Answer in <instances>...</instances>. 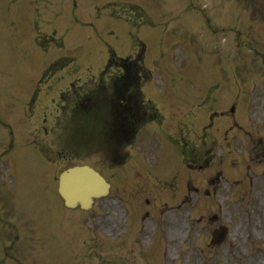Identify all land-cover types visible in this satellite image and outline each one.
I'll return each mask as SVG.
<instances>
[{
  "label": "rangeland",
  "instance_id": "374dc122",
  "mask_svg": "<svg viewBox=\"0 0 264 264\" xmlns=\"http://www.w3.org/2000/svg\"><path fill=\"white\" fill-rule=\"evenodd\" d=\"M97 1L103 0H50V10L71 17L70 10L78 6L76 15L88 18L91 3ZM115 1L107 4L108 11L119 14L120 21L136 15L129 10L131 5L138 1L149 2L151 8L150 2H153ZM222 1L223 7L236 8L238 12L230 9L227 20L237 23L239 15L245 14L246 26L242 28L244 23L230 24L236 29L228 30L226 35L216 34L214 41L206 40L210 42L208 53L219 48L217 53L226 54L227 58L229 49L234 51L238 46L239 26L243 30L241 40L262 49L264 0H198L203 7L208 3L216 6ZM16 2L27 5L25 0ZM177 2L184 3L183 23L188 22L192 31L196 28L205 31L204 15L194 14L187 0ZM82 7L89 9L84 11ZM164 7L167 11L164 17L168 19L175 12ZM256 9H260L262 15ZM107 14L104 10L99 27L107 24L103 20ZM47 17L44 9L41 18L47 21ZM64 17L52 19V24L63 29L53 36L45 26L29 35L25 24L20 27L18 23L0 22V119L3 121L0 126V168L3 172L0 216L14 227L0 221V264H18L11 260L13 256L22 264H264V96L260 97V89H256L254 100L246 103L247 96L236 94L237 87L231 85L234 76L232 78L230 73L237 70L240 74V65L236 67L229 62L228 71L223 73L207 69L192 59L181 70L183 82L179 77L175 80L176 75L172 76V82L179 81L176 85L188 86V89H179L176 94L163 93L161 97L174 104L181 103L178 110L182 113L196 110L199 105L193 103L203 100L209 102V108L218 107L226 116L215 117L209 127L206 118L205 124L200 122L197 126L198 134L206 130L205 138L200 141V135L190 139L183 135L181 143L184 145L178 142L176 148L169 145L165 135L147 132L141 136L139 149L133 147L129 161L119 167L113 166L98 153H88L78 147L82 145L74 127L81 119L72 109L76 103L92 100L97 103L99 94L93 93L87 100L83 96L91 93L101 77L98 69L107 57V44L125 48L124 26L114 23L116 29L107 28L97 38L95 28L90 32L88 27L76 26ZM11 20L9 16L8 21ZM127 23L132 22L128 19ZM211 26L223 25L215 22ZM207 32L206 29L203 37ZM169 37L172 36L163 37L165 49H170ZM55 39L57 45L48 42H55ZM222 40L227 44L226 50ZM67 45L73 48V62L70 54L63 52ZM148 53L151 58L149 48ZM246 57L253 61L252 56ZM258 69L254 62L247 65L241 73L242 82L264 79V72ZM51 98H56L53 103ZM232 102L238 104H234L231 113L226 108ZM209 113L210 110L206 115ZM197 118L198 115L193 117ZM172 121L170 127L176 133L183 120ZM84 137L81 139L85 148L97 147L95 142ZM237 142H241L243 151L247 150L251 159L243 161L246 157L242 154L241 159H237L240 171H237L239 167H231L235 172L223 161L217 162V157H223L224 148L235 147ZM210 147L213 149L207 152L205 149ZM5 150L7 153L1 154ZM177 151L182 152L184 163ZM194 154L199 158L195 156L197 159H194ZM211 156L212 165L216 162L219 165H214V169L225 171L215 191L212 190L215 181L212 167L202 172L186 169L191 163L200 167L208 165ZM232 156L235 154L228 158ZM80 164L95 166L111 185L108 195L97 199L88 211L65 208L57 192L61 171ZM237 175H241L244 184H238L242 181L237 180ZM232 181H238L237 185ZM192 186L200 189V193L209 187L207 198L188 192ZM214 214L218 219L213 222L209 218ZM218 224H225L228 234L222 244L211 246L210 233ZM11 242H14L13 248L7 250L6 255L3 246Z\"/></svg>",
  "mask_w": 264,
  "mask_h": 264
},
{
  "label": "water",
  "instance_id": "95a60500",
  "mask_svg": "<svg viewBox=\"0 0 264 264\" xmlns=\"http://www.w3.org/2000/svg\"><path fill=\"white\" fill-rule=\"evenodd\" d=\"M89 170L91 172V175L86 173L85 171ZM76 178V180H78V186H77V190L83 195L86 203L90 202L91 196H96L99 195L101 193H104V188L102 187V190H96L95 185L92 184V182H96L97 180L102 183V180L100 177H98L95 172H93L92 170H90L87 167H76V168H72L68 171H66L62 177H61V190L60 192L62 193V195L65 197V199L67 200L68 198H72L75 199L76 196L73 193V195L69 196V192L68 189L65 187V182L66 179L67 180H74ZM84 185V187L82 188L80 185Z\"/></svg>",
  "mask_w": 264,
  "mask_h": 264
},
{
  "label": "bare ground",
  "instance_id": "6f19581e",
  "mask_svg": "<svg viewBox=\"0 0 264 264\" xmlns=\"http://www.w3.org/2000/svg\"><path fill=\"white\" fill-rule=\"evenodd\" d=\"M246 264H248V262Z\"/></svg>",
  "mask_w": 264,
  "mask_h": 264
}]
</instances>
